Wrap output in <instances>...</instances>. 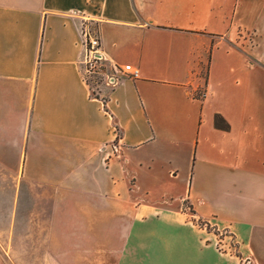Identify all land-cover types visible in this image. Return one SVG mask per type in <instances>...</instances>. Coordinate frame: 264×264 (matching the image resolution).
<instances>
[{
    "label": "crops",
    "instance_id": "0c3cea01",
    "mask_svg": "<svg viewBox=\"0 0 264 264\" xmlns=\"http://www.w3.org/2000/svg\"><path fill=\"white\" fill-rule=\"evenodd\" d=\"M0 218L43 264H264V0H0Z\"/></svg>",
    "mask_w": 264,
    "mask_h": 264
},
{
    "label": "rangeland",
    "instance_id": "374dc122",
    "mask_svg": "<svg viewBox=\"0 0 264 264\" xmlns=\"http://www.w3.org/2000/svg\"><path fill=\"white\" fill-rule=\"evenodd\" d=\"M101 82L100 77H92L88 80L89 85L91 87H96ZM184 209L189 210L188 204H185ZM11 220L0 218V243L2 248H6L3 250L0 246V264H43L44 254L46 253L43 250H33L30 249L28 244L30 240H23L20 237L13 240L9 235V229L11 228ZM204 222L202 220H197L196 225L204 230H209L204 226ZM225 235V233H223ZM219 233V239L217 248L222 253L230 252L235 254L237 250H235V245L233 241H229L227 243H222V240L225 238L224 235ZM227 237V236H226ZM11 238V242L9 243V239ZM41 239V237H38ZM38 244V243H37ZM27 249H26V248ZM19 248V249H18ZM244 264H248L244 262Z\"/></svg>",
    "mask_w": 264,
    "mask_h": 264
},
{
    "label": "built area",
    "instance_id": "2783aa9c",
    "mask_svg": "<svg viewBox=\"0 0 264 264\" xmlns=\"http://www.w3.org/2000/svg\"><path fill=\"white\" fill-rule=\"evenodd\" d=\"M82 45L85 49L84 58L81 61V65L83 66L82 72L85 80H88L92 77H96L99 75L101 70V62L102 57L100 55L101 49V38L99 32L96 30L90 29L88 26L83 28L82 32ZM126 71L131 74L132 77H138V71L132 69L131 66L126 67ZM114 75L110 76L108 79L109 81H114V76L120 72V68L117 66L113 67ZM112 79V80H111ZM225 236V235H224Z\"/></svg>",
    "mask_w": 264,
    "mask_h": 264
},
{
    "label": "trees",
    "instance_id": "16d2710c",
    "mask_svg": "<svg viewBox=\"0 0 264 264\" xmlns=\"http://www.w3.org/2000/svg\"><path fill=\"white\" fill-rule=\"evenodd\" d=\"M215 125L217 128L222 129V130H228L229 125L225 122V120L221 116H217L215 119ZM204 226L209 230V231H214L210 225L204 224ZM217 235H219V232H215Z\"/></svg>",
    "mask_w": 264,
    "mask_h": 264
}]
</instances>
